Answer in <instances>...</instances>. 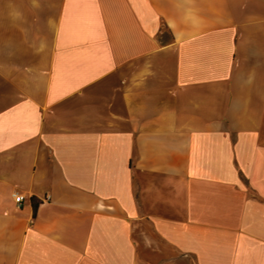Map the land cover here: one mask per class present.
I'll use <instances>...</instances> for the list:
<instances>
[{
  "label": "crops",
  "instance_id": "1",
  "mask_svg": "<svg viewBox=\"0 0 264 264\" xmlns=\"http://www.w3.org/2000/svg\"><path fill=\"white\" fill-rule=\"evenodd\" d=\"M0 264H264V0H0Z\"/></svg>",
  "mask_w": 264,
  "mask_h": 264
},
{
  "label": "built area",
  "instance_id": "2",
  "mask_svg": "<svg viewBox=\"0 0 264 264\" xmlns=\"http://www.w3.org/2000/svg\"><path fill=\"white\" fill-rule=\"evenodd\" d=\"M13 198L18 206H20L25 200L24 195L18 192L13 193Z\"/></svg>",
  "mask_w": 264,
  "mask_h": 264
},
{
  "label": "trees",
  "instance_id": "3",
  "mask_svg": "<svg viewBox=\"0 0 264 264\" xmlns=\"http://www.w3.org/2000/svg\"><path fill=\"white\" fill-rule=\"evenodd\" d=\"M32 203H33L34 214H36V210H37V207H38V203L36 202L35 199L32 200Z\"/></svg>",
  "mask_w": 264,
  "mask_h": 264
}]
</instances>
